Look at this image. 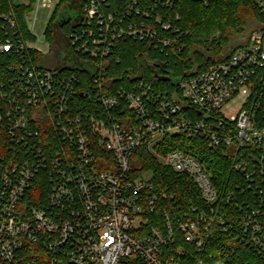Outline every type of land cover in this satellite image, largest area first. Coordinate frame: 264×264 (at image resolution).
<instances>
[{"label": "built area", "instance_id": "built-area-1", "mask_svg": "<svg viewBox=\"0 0 264 264\" xmlns=\"http://www.w3.org/2000/svg\"><path fill=\"white\" fill-rule=\"evenodd\" d=\"M137 1L106 11L101 0H85L70 34L69 56L97 83L94 91L80 92L94 96L92 111L77 98L75 73L62 64L37 65L28 53L17 77L6 87L0 82V264H24L29 244L42 245L47 264H225L204 251L216 222L264 259V24L228 59L182 78L178 99L144 79L105 93L104 67L115 39L132 37L161 49L179 42V28L160 11L176 0H152L143 8ZM39 5L36 0L29 15L35 11L32 33ZM0 19L15 25L12 15L0 13ZM14 47L35 48L7 38L0 54ZM237 95L244 97L238 113L222 112ZM170 134L198 135L226 147L233 170L261 195L258 207L221 193L193 155L165 152ZM142 151L191 177L209 212L192 207L177 227L168 212L159 215L166 193L140 163ZM35 184L47 188L45 207L25 200ZM230 204L239 213L227 223L219 211ZM185 244L201 252L192 262Z\"/></svg>", "mask_w": 264, "mask_h": 264}, {"label": "trees", "instance_id": "trees-1", "mask_svg": "<svg viewBox=\"0 0 264 264\" xmlns=\"http://www.w3.org/2000/svg\"><path fill=\"white\" fill-rule=\"evenodd\" d=\"M101 1L106 11H121L132 0ZM151 1L138 0L137 4L143 8ZM35 3L36 0H28V3L0 0V13L12 15L15 19L14 26L7 20L0 19V41L11 38L17 44L18 40L31 42L35 39L28 23ZM84 5L85 0H60L57 4L47 29V37L51 43L49 53L43 54L36 48L17 50L16 47L1 53L0 82L6 87L17 77L24 63L23 58L27 59L28 53L37 65L52 68L62 64L64 69L69 70L64 71L75 73L80 80L77 98L83 99L82 106L92 111L94 96L92 99L84 98L80 96V92L94 91L97 83L88 69L80 68L76 58L69 56L70 34L79 24ZM160 11L164 21L169 22L172 28H179V42L175 46L161 49L132 37L115 39L104 67L106 80L102 86L105 93L122 84L131 86L144 79L178 99V82L182 78L228 59L237 49L248 44V37L256 25L258 27L264 24V0H176ZM135 14L132 12V15ZM95 25L97 24L94 23L91 27L95 28L96 34L99 30ZM168 34L173 35L171 31ZM164 144L165 152L180 149L197 158L211 173L212 180L221 193L232 192L241 202L246 201V207H258L261 195L249 188L243 175L233 170V162L226 147L213 146L201 136L186 134H170L165 138ZM141 158L139 161L143 168L153 173L152 180L156 189L166 193V197L162 195L159 198V215L168 212L174 221L173 225L177 227L184 213L192 207L209 212V204L191 177L174 171L149 153L142 151ZM40 181H44L43 176ZM25 200L29 205L44 206L47 204V188L43 184H35ZM238 213L239 209H235L232 204L219 211L220 217L227 223ZM185 246L189 249L190 262L201 254L193 246ZM204 251L212 254L215 259L223 260L225 264H264V259L251 245L238 241L231 231L225 230V224L219 222L215 223ZM21 261L24 264H47L49 257L42 245L29 244L23 249Z\"/></svg>", "mask_w": 264, "mask_h": 264}, {"label": "rangeland", "instance_id": "rangeland-1", "mask_svg": "<svg viewBox=\"0 0 264 264\" xmlns=\"http://www.w3.org/2000/svg\"><path fill=\"white\" fill-rule=\"evenodd\" d=\"M20 1L24 3H28V0H20ZM59 2L60 0H40V5L38 8L36 21H35V25L33 29L35 39L31 41V44L36 49H39L43 54L49 53L51 49V43L47 37V29L50 24V20L53 16V13L57 7V4ZM34 15H35V11L33 12L32 17H34ZM32 17L29 18L28 20L30 27H32V24H33ZM257 24L259 25V23ZM256 26L254 27V29L259 27V26L258 27ZM243 102H244L243 95H237L236 97L231 99L229 102H227L223 106L221 111L226 113L229 116L235 115L236 113H238Z\"/></svg>", "mask_w": 264, "mask_h": 264}, {"label": "water", "instance_id": "water-1", "mask_svg": "<svg viewBox=\"0 0 264 264\" xmlns=\"http://www.w3.org/2000/svg\"><path fill=\"white\" fill-rule=\"evenodd\" d=\"M67 54H68V53H67ZM67 54H66V55H67ZM71 64H73V63H71Z\"/></svg>", "mask_w": 264, "mask_h": 264}]
</instances>
